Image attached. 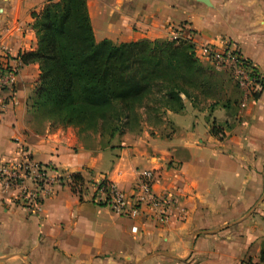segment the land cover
Segmentation results:
<instances>
[{
    "label": "crops",
    "instance_id": "obj_1",
    "mask_svg": "<svg viewBox=\"0 0 264 264\" xmlns=\"http://www.w3.org/2000/svg\"><path fill=\"white\" fill-rule=\"evenodd\" d=\"M49 1L0 0V42L12 56L37 49L32 15ZM86 1L97 42L168 41L178 31L196 56L207 45L237 49L264 83V0ZM39 76L38 64L23 65L16 103L0 112V165L24 148L61 179L40 212L22 207L19 192L0 183V264H261L264 88L245 101L232 79L236 95L224 87L218 105L185 100V110L167 111L162 123L151 117L108 140L52 126L32 109ZM146 171L155 173L154 193L169 202L165 224L147 208L131 218L93 202L92 183L106 179L132 194ZM70 174L88 183L82 199L69 187Z\"/></svg>",
    "mask_w": 264,
    "mask_h": 264
},
{
    "label": "trees",
    "instance_id": "obj_2",
    "mask_svg": "<svg viewBox=\"0 0 264 264\" xmlns=\"http://www.w3.org/2000/svg\"><path fill=\"white\" fill-rule=\"evenodd\" d=\"M32 18L37 49L20 57L23 65H39L31 107L52 126L109 140L140 130L151 117L162 123L167 111L183 112L185 100L194 106L222 100L217 72L200 62L187 41L97 42L86 0H51ZM221 132L214 123L211 134ZM68 180L82 199L89 189L82 174ZM259 260L264 264V241Z\"/></svg>",
    "mask_w": 264,
    "mask_h": 264
},
{
    "label": "built area",
    "instance_id": "obj_3",
    "mask_svg": "<svg viewBox=\"0 0 264 264\" xmlns=\"http://www.w3.org/2000/svg\"><path fill=\"white\" fill-rule=\"evenodd\" d=\"M168 41L179 43L183 39L178 31H174ZM197 58L205 60L216 69L228 72L243 93L245 101L255 99L254 97L262 92L264 83L256 67L237 49L227 47L221 50L207 45L201 49V55ZM22 66L20 55L12 56L0 42L1 113L16 103L15 87ZM60 178L59 175L50 174L45 166L34 162L24 148L18 151L13 161L0 165V183L5 189L17 190L19 192L17 199L21 206L34 212L42 210L44 196L51 192ZM154 180V171L142 173L135 192L127 194L118 189L115 183L103 179L92 185L94 191L92 200L97 205L109 207L118 215L131 218L139 217L142 208L150 209L157 223L163 225L168 220L169 202L154 193ZM132 232L138 233V228L133 227Z\"/></svg>",
    "mask_w": 264,
    "mask_h": 264
},
{
    "label": "rangeland",
    "instance_id": "obj_4",
    "mask_svg": "<svg viewBox=\"0 0 264 264\" xmlns=\"http://www.w3.org/2000/svg\"><path fill=\"white\" fill-rule=\"evenodd\" d=\"M201 61H205V60H201ZM211 67H213V66H211ZM214 69L217 72V77L220 78L221 83L223 84V86L225 87V89L227 90L229 95L232 93V95L235 96L237 91H236L235 84L233 83L230 74L228 72L222 70V69H216V68H214ZM242 264H249V263L244 262Z\"/></svg>",
    "mask_w": 264,
    "mask_h": 264
},
{
    "label": "water",
    "instance_id": "obj_5",
    "mask_svg": "<svg viewBox=\"0 0 264 264\" xmlns=\"http://www.w3.org/2000/svg\"><path fill=\"white\" fill-rule=\"evenodd\" d=\"M199 2L207 5V6H210V1L209 0H198ZM193 249V244H192V247H191V250Z\"/></svg>",
    "mask_w": 264,
    "mask_h": 264
}]
</instances>
